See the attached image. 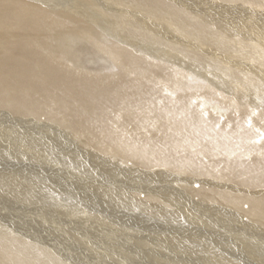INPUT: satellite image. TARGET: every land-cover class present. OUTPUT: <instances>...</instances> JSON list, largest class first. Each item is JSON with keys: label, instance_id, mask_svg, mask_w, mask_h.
Returning a JSON list of instances; mask_svg holds the SVG:
<instances>
[{"label": "bare ground", "instance_id": "obj_1", "mask_svg": "<svg viewBox=\"0 0 264 264\" xmlns=\"http://www.w3.org/2000/svg\"><path fill=\"white\" fill-rule=\"evenodd\" d=\"M47 158L85 187L41 182ZM131 207L181 223L155 238L193 258L264 264L207 235L264 234V0H0V264H132L116 237L89 240Z\"/></svg>", "mask_w": 264, "mask_h": 264}, {"label": "rangeland", "instance_id": "obj_2", "mask_svg": "<svg viewBox=\"0 0 264 264\" xmlns=\"http://www.w3.org/2000/svg\"><path fill=\"white\" fill-rule=\"evenodd\" d=\"M232 17H238V15L234 14L232 15ZM235 20L240 21L241 19H235ZM57 142H58L57 146L59 148L66 149L68 142L64 138H60L59 140H57ZM49 159L50 158H47L46 160L44 159L40 160L41 170H39V173H34L36 174L35 175L36 178L38 179L41 178L40 180L41 182L45 183V179H49L50 182L52 183L55 182V184L58 185H60V183H63L66 185L65 187L67 188L68 184L73 183V181H75L74 184L80 185L82 188L85 187L84 183L76 180L82 175L81 173H79L80 170L78 167L74 168L75 165H73L72 163H68L67 165H63L62 163L59 164L57 161H54L55 158L54 159L52 158L50 160ZM46 169H48V171ZM85 179L87 180V178ZM116 181L122 186L125 187L130 186L129 182L124 178L123 175H118L116 177ZM138 183L139 184L134 187L135 189L145 190L146 188H149L155 191L165 190V192H170V189L167 190L165 189L167 185L166 186L164 185L163 188L158 184L150 183L149 186L146 185V182L142 181V179H139ZM93 194L95 195V192H93ZM104 201H102L99 204L103 209L107 205L103 203ZM38 207L41 208H39L38 210H34V213H36L39 217L53 216L51 211H48L51 215L46 212V209H44L45 207H48L49 209L56 211L54 213V215L56 216H63L66 210V207L65 208H62V206L58 207L56 206V204H54L53 206L46 205L43 207L42 206H38ZM175 207L176 205H174V208ZM62 209L65 210L62 211ZM71 215H73V213H70L68 209V214H66L68 219L72 217ZM32 218H34V216L31 217V219ZM108 219H109L108 220L109 223L107 225H109V227L113 229L115 235L113 236L112 234L111 236L107 235L110 233L107 231L106 228H103L102 230L96 232L97 233L96 235L93 236L91 235L89 240L99 244H103V242H105L108 238L116 237L118 241L120 240V245L123 246L125 250L129 252L128 254H126L124 251L120 250L121 251L120 254L123 255L122 257L124 258V261L128 259L132 264H171V262L167 263L166 260L163 258V256H167L170 258V260L176 259L180 261V264H212L209 258L208 259L193 258L188 250L186 249L180 250L172 247L170 248L169 245L166 242H164V240H160L159 242L157 238H155L156 236L154 234L162 233V232L165 235H167L168 233H172V235L183 234L184 232L183 225L181 223H167L163 221H159V223H156L155 220L149 217L141 216V213H138L137 210L132 207L126 209H119L116 211V213L113 212V208H112L111 215L108 216ZM212 224L213 227L210 229L213 234L210 232V229H207L208 231L207 235L213 238L217 236L219 239L224 240L226 244L229 246V249L237 251V249L239 248H237L236 245L238 244L243 248L252 251V253H255L256 255L259 253L264 254V234H259V236H256L254 239H251L249 237L245 238V236L248 235V232H246L245 230L234 229L233 227L229 226L230 223L220 220H213ZM98 226L99 225L94 224L93 228H97ZM63 240L68 246V238H64ZM141 241L148 242V247H143L140 244ZM240 241H246L248 242V244L246 243L241 244ZM191 242L194 248L195 246H202L204 244L203 240H197V239ZM77 245H81L80 247H82L81 243L77 242ZM158 246L161 247V250H164V253L160 252ZM61 253L65 255L66 260L68 261V254L66 252H61ZM145 253H150L153 257H155L156 254H160V255L159 258H154L153 260L150 258L146 260L142 258L143 254ZM70 262H75L76 264H85L83 254L75 253V255L74 254L71 255ZM243 264H251V262L244 260Z\"/></svg>", "mask_w": 264, "mask_h": 264}]
</instances>
